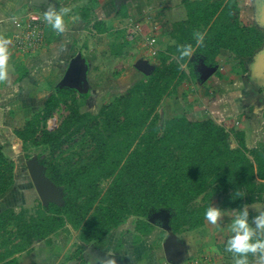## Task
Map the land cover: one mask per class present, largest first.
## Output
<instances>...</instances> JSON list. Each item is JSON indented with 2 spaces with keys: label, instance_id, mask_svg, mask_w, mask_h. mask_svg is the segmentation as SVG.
I'll list each match as a JSON object with an SVG mask.
<instances>
[{
  "label": "trees",
  "instance_id": "obj_1",
  "mask_svg": "<svg viewBox=\"0 0 264 264\" xmlns=\"http://www.w3.org/2000/svg\"><path fill=\"white\" fill-rule=\"evenodd\" d=\"M182 5L185 19L172 25V44L159 51V65L145 82L95 114L81 112L76 95L59 85L42 109L15 131L23 151L28 146L45 148L50 158L40 161L43 175L60 189L62 204H39L29 217L25 211H2L0 264H15L13 256L66 225L88 245L130 217L136 219L135 231L147 237V218L162 212L173 234L199 229L214 196L230 210L264 204V139L248 149L238 132L231 147L226 129L211 118L190 120L183 114L160 123L161 101L184 81L198 78L196 63L215 67L218 55L226 51L244 70L264 43L255 26L241 24L237 0H182ZM82 19L89 22L87 12ZM92 26L105 32L102 22ZM196 32L204 34L202 46L196 45ZM133 42L124 35L116 55ZM188 43L194 48L192 58L178 61L177 46ZM26 75L23 70L18 80ZM60 104L66 106L67 116L57 128L46 129ZM77 134L80 139L69 145ZM12 170L0 146V196L14 183ZM104 182L106 188L101 187ZM199 199L201 204H196Z\"/></svg>",
  "mask_w": 264,
  "mask_h": 264
},
{
  "label": "rangeland",
  "instance_id": "obj_2",
  "mask_svg": "<svg viewBox=\"0 0 264 264\" xmlns=\"http://www.w3.org/2000/svg\"><path fill=\"white\" fill-rule=\"evenodd\" d=\"M237 2L241 10V24L256 26L264 34V12L261 19L258 17V10L264 8V0ZM50 5L57 11L63 8L70 10L64 17L63 33L54 31L44 20V13ZM123 5L124 10L121 9ZM178 8H183L182 0H46L44 6H33L31 0H0V37L11 41L8 46L9 80L0 82V146L13 165L14 181L0 196V210L11 209L15 213L25 211L29 217L41 205L29 178L26 162L39 164L50 157L43 146H28L23 151L15 131L21 130L25 121L42 109L45 98L58 92L59 82L69 61L72 58L83 61L86 87H82L81 92L72 87L64 89L76 95L81 112L95 114L128 88L139 81L145 82L153 69L158 67V53L167 45L163 46L162 43L160 46L153 35L158 36L159 40L160 36L164 37L171 31L172 21L180 18ZM85 12L89 22L82 19ZM31 16L39 17L36 32L32 31ZM74 16L79 19L73 20ZM96 21L104 23V33L93 29L92 25ZM18 23L21 24L19 27L16 26ZM130 29H134L133 32L136 31L138 35L117 56L116 44L122 42ZM221 52L215 66L217 70L219 68L221 77L215 75L204 82L199 78L184 81L164 98L166 100H162L164 102L161 101L158 113L163 119L174 118L181 113L190 120L211 118L224 126L230 135L231 147L236 146L234 134L242 132L246 147L252 149L264 139V77L260 78L258 74L250 77L248 69L252 61L246 64L244 77V70L232 55ZM141 63H144V68L150 69L147 75L138 70L137 66ZM182 68L187 70L184 66ZM23 70L27 75L18 80ZM216 78L220 83L214 82ZM251 81L254 84H249ZM219 85L222 87L218 88ZM249 86L256 89V99L250 105L242 102V111H239V99ZM67 113L66 106L60 104L46 122V129L57 128ZM80 136H73L69 145L78 141ZM79 148L76 146L74 151L79 152ZM87 151L85 147L83 152ZM106 186L107 182L101 184L102 188ZM200 201L197 200L196 204H201ZM221 201L219 196L211 200L212 206L226 213L220 227L202 226L193 231L173 234L166 226L167 216L162 212L147 218L151 225L147 237L137 236L136 219L130 217L113 233L86 247L77 243L78 233L67 227L50 237L53 245L49 248V255H40L39 258L34 255L33 259L36 264H66L88 251L104 261L105 255L111 253L116 264H232V255L224 250L228 234L221 235L220 232V229L227 232L226 226L231 222L230 209L224 208ZM136 237L138 242H135ZM169 238L174 247L167 259L162 245ZM16 256L18 254L13 258L18 259Z\"/></svg>",
  "mask_w": 264,
  "mask_h": 264
},
{
  "label": "clouds",
  "instance_id": "obj_3",
  "mask_svg": "<svg viewBox=\"0 0 264 264\" xmlns=\"http://www.w3.org/2000/svg\"><path fill=\"white\" fill-rule=\"evenodd\" d=\"M70 10L63 8L57 11L55 7L49 6L44 13V20L57 33L65 31V15ZM79 17L74 16L73 20ZM197 46L204 43V34L194 33ZM10 40L0 37V82L9 80L8 61ZM177 60L192 58L194 54L193 45L181 44L176 49ZM183 67V65H180ZM236 195H241L236 193ZM225 211L210 205L204 213V219L213 226L220 227ZM231 222L226 226L228 236L224 243V250L232 255V264H264V206H250L243 204L238 209L230 210ZM215 250V249H213ZM250 257L252 259H250ZM104 264H116L111 253L105 255Z\"/></svg>",
  "mask_w": 264,
  "mask_h": 264
},
{
  "label": "water",
  "instance_id": "obj_4",
  "mask_svg": "<svg viewBox=\"0 0 264 264\" xmlns=\"http://www.w3.org/2000/svg\"><path fill=\"white\" fill-rule=\"evenodd\" d=\"M31 5L33 6H44L45 0H31ZM263 47V46H262ZM144 63H141L137 66L138 70L147 75L150 69L144 68ZM247 68V67H246ZM84 66L83 61L79 58H72L65 70V73L59 82L61 87H72L79 89L81 92L82 87H86V82L84 79ZM216 67H208L204 64H198L197 71L199 73V80L204 82L208 80L216 71ZM250 77L254 74H258L260 78L264 77V49L261 48L253 57L252 62L248 69ZM262 74V75H261ZM160 123L163 121V116L160 114ZM26 168L29 175V178L32 182V185L35 189L37 197L41 205L46 207L49 203L56 205L62 204L61 201V191L58 189L50 180L46 179L43 175V167L40 166L37 162L27 161ZM42 170H41V169ZM253 206H263V205H253ZM168 227V225H166ZM164 229V226L162 227ZM169 228V227H168ZM170 230V229H169ZM172 233V232H171ZM174 244L172 239H168L163 245L162 248L165 253V257L168 259L171 250L173 249ZM85 255V253H83ZM66 264H78V259L69 260ZM88 264V263H84Z\"/></svg>",
  "mask_w": 264,
  "mask_h": 264
},
{
  "label": "crops",
  "instance_id": "obj_5",
  "mask_svg": "<svg viewBox=\"0 0 264 264\" xmlns=\"http://www.w3.org/2000/svg\"><path fill=\"white\" fill-rule=\"evenodd\" d=\"M123 7L124 8H122L121 7V9L122 10H124L125 9V5H123ZM179 10H180V12H179V15H180V18L178 19V20H175V21H172V23H171V27L170 28H172V24H173V22H179V21H182V20H184L185 19V10H184V8H178ZM123 18H125V16L123 17ZM93 27V26H92ZM169 32V31H168ZM168 32H167V34L165 35L164 34V37H161L160 36V38H159V40H158V36H155V35H153L154 37H155V40H157V42H160V46H162V43H163V46H165V45H170V44H172V41L170 40V38L168 37ZM152 37V36H151ZM162 41H161V40ZM165 42V43H164ZM157 45H158V43H157ZM166 46V47H167ZM224 52H226V51H224ZM222 53V52H221ZM218 70H219V68H218ZM218 70H216L215 71V73L213 74V76H211V79L215 76V75H217L218 77H221V76H219V73H218ZM187 73H188V71L187 70H185ZM196 73H197V75H198V78H199V73H198V71H197V69H196ZM215 83H220V80L218 79V78H216L215 79V81H214ZM222 87V85H219L218 86V88H221ZM224 87V86H223ZM45 100H46V98H45ZM164 100H166V99H164ZM162 102H164V101H162ZM216 112H218V111H216ZM184 113H181V114H179L178 116H175V117H179V116H181V115H183ZM186 115V114H185ZM187 116V115H186ZM174 117V118H175ZM188 117V116H187ZM173 118V117H172ZM168 119H171V118H168ZM167 118L166 119H163V121L164 120H168ZM217 123V122H216ZM217 124H220V123H217ZM223 126V125H222ZM224 127V126H223ZM245 127H246V125H245ZM247 128V127H246ZM212 205V204H211ZM255 205H261V204H255ZM253 206V205H252ZM5 209H1L0 210V213L2 212V211H4ZM122 225V224H121ZM210 224L205 220L204 221V225H203V227H207V226H209ZM67 227H69L70 228V226L69 225H66L64 228H67ZM120 227V226H119ZM117 229V228H116ZM116 229H114V230H112L111 232L113 233ZM66 230V229H65ZM64 230V231H65ZM74 231V230H73ZM111 232H109V233H111ZM220 232H221V235L222 234H225V235H227L228 234V232H225L224 233V231L222 230V229H220ZM109 233L106 235V236H108L109 235ZM136 234H137V236L139 237L140 235L137 233V232H135ZM59 234H61V232L59 233ZM56 235V234H55ZM54 235V236H55ZM50 237H52V236H50ZM47 238V240H42V241H38V242H34L33 244H32V246H31V248H30V250L28 251V252H24V253H20V254H18V256H16V257H18V259L17 258H15L14 259V261H15V264H21V263H24V262H27V263H25V264H36L37 262H35L34 261V255H36L35 257L36 258H39V256L40 255H44V254H46V255H49L50 253H51V251H50V247L53 245V240L51 239V238ZM138 237H136L137 239H138ZM135 242H138V240L136 241V239H135ZM77 243L78 244H80V245H82L83 247H86L87 245H85V244H83V243H81V242H79V240H78V234H77ZM83 253H85V254H87V255H90L91 253H89L88 251H86V252H83ZM21 255H23V257H22V259L20 258L21 257ZM32 255V256H31Z\"/></svg>",
  "mask_w": 264,
  "mask_h": 264
},
{
  "label": "flooded vegetation",
  "instance_id": "obj_6",
  "mask_svg": "<svg viewBox=\"0 0 264 264\" xmlns=\"http://www.w3.org/2000/svg\"><path fill=\"white\" fill-rule=\"evenodd\" d=\"M45 2H46V0H45ZM264 12V8L263 7H261L259 10H258V17H259V19H261L262 18V16H263V13ZM261 23H262V21H261ZM256 27V26H255ZM257 28V27H256ZM258 29V28H257ZM259 30V29H258ZM260 31V30H259ZM261 32V31H260ZM262 33V32H261ZM264 35V34H263ZM264 44V43H263ZM200 64V63H199ZM249 64V63H248ZM245 66H246V64H245ZM241 67V66H240ZM198 68V63H196L195 64V72H196V69ZM243 71V70H242ZM243 73H244V77H245V73H246V70L244 69V71H243ZM197 77H198V75H197ZM249 84H254V81H251V82H249ZM243 87V86H242ZM245 87V86H244ZM251 86H249V87H247V91H246V93L245 94H243V96L239 99V101H240V107H238V110L239 111H242V109H241V103L242 102H244V103H248L249 105L251 104V103H253L254 102V100L256 99L255 97H254V95L256 94V92H255V90L256 89H254V88H250ZM60 88V87H59ZM64 88H66V89H68V87L66 86V87H64ZM239 91V90H238ZM241 92V91H240ZM237 97L238 96H236V99H237ZM39 164H40V162H39ZM41 165V164H40ZM43 173H44V169H43ZM164 216H166V215H164ZM164 223V222H163ZM162 223V224H163ZM158 224V223H157ZM161 224V225H162ZM88 263V264H104V259H101V258H99V257H97V256H94L92 253L90 254V255H87V254H85V255H81V257L80 258H78V264H84V263Z\"/></svg>",
  "mask_w": 264,
  "mask_h": 264
},
{
  "label": "built area",
  "instance_id": "obj_7",
  "mask_svg": "<svg viewBox=\"0 0 264 264\" xmlns=\"http://www.w3.org/2000/svg\"><path fill=\"white\" fill-rule=\"evenodd\" d=\"M30 23L33 24V26H32V31H33V32H36L35 27H37V23H39V17H37V16H31V17H30ZM20 25H21V24L18 23L16 26L19 27ZM38 26H39V24H38ZM133 28L136 29V27H133ZM134 29H130V30H128V32H127L128 35L126 36V38H127L128 41H129V40L134 41V40L136 39L138 33H136V31L133 32ZM139 33H140V32H139Z\"/></svg>",
  "mask_w": 264,
  "mask_h": 264
}]
</instances>
